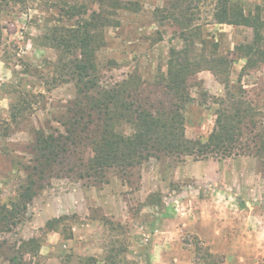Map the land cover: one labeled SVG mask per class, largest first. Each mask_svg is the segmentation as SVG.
<instances>
[{"label": "rangeland", "instance_id": "1", "mask_svg": "<svg viewBox=\"0 0 264 264\" xmlns=\"http://www.w3.org/2000/svg\"><path fill=\"white\" fill-rule=\"evenodd\" d=\"M92 1L2 4L0 205L17 200L34 165L37 131L65 134L63 124L74 118L76 89L60 82L58 53L44 44V35L61 20L60 7L85 3L97 9ZM130 1L139 11L120 12L118 24L102 32V87L125 83L155 112L180 105L162 78L172 50L182 51L197 64L182 112L187 139L208 138L219 108L215 99L228 100V92L253 106L258 127L264 126V63L244 69L238 50L252 42L250 28L216 23L213 0ZM239 1L247 9L264 6V0ZM80 152L72 159L77 167L57 168L19 223L0 233V264H83L88 257L102 262L113 247L125 248L121 257L128 261L154 264L153 244L163 235L183 250L185 264H264V159L161 155L130 170H109L103 179H82L78 160L87 162L92 153ZM54 219L61 220L57 231L46 226ZM215 219L221 238L213 245Z\"/></svg>", "mask_w": 264, "mask_h": 264}, {"label": "trees", "instance_id": "2", "mask_svg": "<svg viewBox=\"0 0 264 264\" xmlns=\"http://www.w3.org/2000/svg\"><path fill=\"white\" fill-rule=\"evenodd\" d=\"M0 0V12L3 3ZM213 17L221 25L242 26L253 32L252 42L238 47L245 59L244 69L252 70L264 63V6L247 9L239 0H213ZM97 9L85 3H66L59 9L61 20L48 27L44 44L58 53L56 69L62 84L72 83L77 98L74 118L63 124L65 134L55 136L37 131L33 143L34 165L20 186L17 200L0 205V233L10 231L19 223L27 206L43 189L42 183L52 178L57 168L65 172L76 168L72 159L81 148L91 151V158L79 159L80 178L103 179L109 170H130L161 155L193 156L195 160L217 155L220 159L233 156H253L264 159V126L258 127L257 112L242 97L228 92L226 98H216L214 129L205 141L189 140L185 136L183 111L190 97L187 80L196 69L187 53L172 50L165 87L180 105L168 110L153 111L144 107L130 94L127 85L104 88L99 83L98 52L103 46V30L118 24L122 11L138 12L137 2L130 0H93ZM68 23V24H67ZM75 164V163H74ZM60 219L47 223L57 231ZM34 240L29 242L33 243ZM125 248L113 247L99 261L94 257L83 264H136L122 258ZM146 264H149L147 260Z\"/></svg>", "mask_w": 264, "mask_h": 264}, {"label": "crops", "instance_id": "3", "mask_svg": "<svg viewBox=\"0 0 264 264\" xmlns=\"http://www.w3.org/2000/svg\"><path fill=\"white\" fill-rule=\"evenodd\" d=\"M182 222L183 220L180 219L179 224H181ZM172 223H175V222H172ZM179 224H177L178 227H179ZM214 229H215L214 236L216 239L209 242V244L212 243L213 245L216 241H220V238H221L220 237L221 229H219V222L216 219H215ZM163 236L159 237L153 244V250L151 254L153 263L154 264H185V262L181 260V257H183L184 255L183 250L178 248V245L167 241L169 240L168 236H164V237ZM211 252L213 251L211 250ZM214 252H218V251L216 250ZM172 258H173L174 263H172V260H170Z\"/></svg>", "mask_w": 264, "mask_h": 264}]
</instances>
